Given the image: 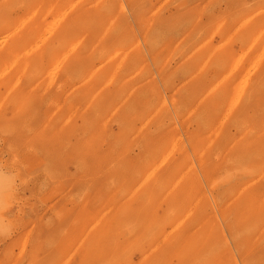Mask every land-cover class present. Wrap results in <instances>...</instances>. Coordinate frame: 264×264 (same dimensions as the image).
I'll list each match as a JSON object with an SVG mask.
<instances>
[{"label": "rangeland", "instance_id": "obj_1", "mask_svg": "<svg viewBox=\"0 0 264 264\" xmlns=\"http://www.w3.org/2000/svg\"><path fill=\"white\" fill-rule=\"evenodd\" d=\"M0 264H264V0H0Z\"/></svg>", "mask_w": 264, "mask_h": 264}, {"label": "bare ground", "instance_id": "obj_2", "mask_svg": "<svg viewBox=\"0 0 264 264\" xmlns=\"http://www.w3.org/2000/svg\"><path fill=\"white\" fill-rule=\"evenodd\" d=\"M70 8H71V7H70ZM71 9H72V8H71ZM66 13H67V12H66ZM65 15H66V14H65ZM66 17H67V16H66ZM62 21H63V19H62ZM62 21H61V22H62ZM61 22H60V23H61ZM248 22H249V20H248ZM60 23L57 24V25L61 26ZM244 25H245V24H244ZM19 26H20V25H19ZM56 27H57V26H56ZM57 28H58V27H57ZM70 52H71V51H70ZM73 52H74V51H73ZM71 54H72V53H71ZM69 55H70V54H69ZM106 55H107V54H106ZM66 60H67V59H66ZM66 60H65V61H66ZM115 74H116V73H115ZM67 95H68V94H67ZM175 149H176V148H175ZM159 152H160V151H159ZM169 154H170V153H169ZM167 160H168V159H167ZM164 161H165V160H164ZM202 164H203V163H202ZM160 166H162V165L160 164ZM158 167H159V166H158ZM158 167H157V168H158ZM154 168H155V167H154ZM154 168H153V170H154ZM149 170H150V169H149ZM147 172H148V171H147ZM151 172H152V171H151ZM155 173H156V172H155ZM155 173H153V174H155ZM150 175H151V174H150ZM156 177H157V176H156ZM141 179H142V178H141ZM148 179H150V178H148ZM148 179H147V181H148ZM144 181H145V179H144ZM144 183H145V182H144ZM156 185H157V184H156ZM194 204H195V203H194ZM196 206H197V205H196ZM195 211H196V210H195ZM186 219H187V218H186ZM185 221H186V220H185ZM183 223H184V222H183ZM185 224H186V223H185ZM185 226H186V225H185ZM170 235H171V233H170ZM166 237H167V236H166Z\"/></svg>", "mask_w": 264, "mask_h": 264}]
</instances>
